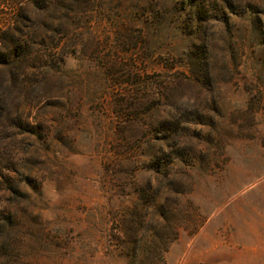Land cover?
<instances>
[{"label": "rangeland", "instance_id": "374dc122", "mask_svg": "<svg viewBox=\"0 0 264 264\" xmlns=\"http://www.w3.org/2000/svg\"><path fill=\"white\" fill-rule=\"evenodd\" d=\"M23 5L0 264H264V0Z\"/></svg>", "mask_w": 264, "mask_h": 264}, {"label": "trees", "instance_id": "16d2710c", "mask_svg": "<svg viewBox=\"0 0 264 264\" xmlns=\"http://www.w3.org/2000/svg\"><path fill=\"white\" fill-rule=\"evenodd\" d=\"M7 3V7L11 11V20L9 22L8 27H6L3 30H0V36L2 39L5 40L4 36L8 34L12 38H8V40H5L6 43L9 45L7 46L8 52L6 50H2L0 47V64H5L9 62V59L12 58V60H15L16 58H19L21 49L18 41L14 38V34H12L15 31V25L18 23V21L22 18V14L24 12V0H5ZM32 4L36 6H40L45 4V0H29ZM258 12L264 16V9L258 8ZM1 39V38H0ZM2 43V40H0V45Z\"/></svg>", "mask_w": 264, "mask_h": 264}]
</instances>
